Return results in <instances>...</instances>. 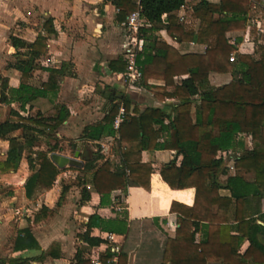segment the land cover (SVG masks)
<instances>
[{
  "label": "trees",
  "instance_id": "16d2710c",
  "mask_svg": "<svg viewBox=\"0 0 264 264\" xmlns=\"http://www.w3.org/2000/svg\"><path fill=\"white\" fill-rule=\"evenodd\" d=\"M251 0H200L189 10L181 22L179 14L186 0H106L117 9L119 24L140 11L144 25L138 30V38L144 47L137 53L138 67L142 72L139 87L151 89L150 79L165 82L156 94L160 99H176L174 114H166L162 109L148 108L137 114H130L131 102L123 98L113 104L105 121L87 129L81 140L100 141L103 136H120L119 152L121 163L114 167L105 160L101 149L85 162L83 167L68 168L79 171L84 177L97 171H111L125 177L130 185L150 188V177L155 169L142 163L145 150H174L182 156L157 168L162 180L173 190L195 189V201L191 207L174 202L171 212L177 214L180 225L173 238H167L159 253L158 264H264V227L256 222L254 202L261 199L264 187V43H259L256 25L250 26L257 49L253 55L237 52L235 62L231 55L237 51L228 43L230 33L239 38L247 30L249 15L256 16L264 9V0H255L257 7L253 12ZM253 12V13H252ZM199 28L196 31V23ZM46 34L55 32L52 20L44 24ZM166 31L176 42H195L207 46L203 54H181L162 41L157 33ZM11 46L16 50V60L8 68L16 69L21 76L19 88H10L7 79L0 75V102L11 105L20 103V110L39 98L46 97L48 91H56L58 81L55 75H63L61 70H47L50 77L41 88L29 84L32 72L39 69L37 63L47 53V37L39 35L30 43L17 36H10ZM240 41V39L238 40ZM24 51V52H22ZM20 57V58H19ZM126 63L119 69L125 73ZM230 74L232 80L224 86H213L210 74ZM188 75L187 79L175 84L174 79ZM125 116L117 131L113 121L120 108ZM195 109V119L192 110ZM69 117L63 106L55 117L23 116L11 110L6 122L0 124V140L8 139L10 148L4 161H0V174L17 172L23 154L28 157L32 175L25 183L27 199H37L44 191L51 189L62 170L51 161L49 154L58 151V146L46 151H33L35 143L47 131H55ZM166 119L169 120L165 124ZM160 125L153 132V126ZM189 134L183 138L182 130ZM22 131L23 142L10 135ZM170 132V140L163 144L157 142L162 132ZM253 136L255 147L251 152L244 150V136ZM48 136V135H47ZM239 153L233 170L223 168L224 153ZM35 154V158L31 155ZM105 160V161H104ZM254 168L255 181L249 183L241 175L245 168ZM221 175H227L226 184L220 182ZM85 188L89 183L78 177ZM64 188L62 197L65 194ZM228 189L230 196H222L220 191ZM49 209L42 207L36 216L39 221L48 215ZM259 215V214H258ZM259 218H264L260 216ZM99 228L103 232L127 236L128 214L123 213L117 221L102 220L98 214L90 216L86 232L80 236L88 245L100 246L104 240L91 237V231ZM201 237L198 238V234ZM128 237V236H127ZM245 241L250 243L244 254L240 249ZM39 244L30 230H24L15 240L14 251L38 249ZM53 253V252H52ZM49 253V254H52ZM103 259H105L103 257ZM35 259H12L8 264H32ZM0 264H5L1 262ZM75 264H91L83 261L78 252ZM119 264H129L128 252L122 248Z\"/></svg>",
  "mask_w": 264,
  "mask_h": 264
},
{
  "label": "crops",
  "instance_id": "0c3cea01",
  "mask_svg": "<svg viewBox=\"0 0 264 264\" xmlns=\"http://www.w3.org/2000/svg\"><path fill=\"white\" fill-rule=\"evenodd\" d=\"M199 1L186 0L179 14L181 22ZM250 2L254 12L257 2ZM260 7L264 9V4ZM117 14L118 9L106 0H0V75L8 80L9 87L19 88L22 76L16 69L7 67L16 60V50L9 41L12 35L30 43L40 34L48 39V51L37 62L40 68L32 72L29 80L31 86L41 88L47 83L50 70H61L63 74L55 75L58 81L56 91H48L46 97L37 99L22 111L20 103L6 105L0 102V124L8 120L12 109L26 117L41 114L46 118L55 117L61 106L67 109L69 117L66 121L55 131H47L46 135L41 136L32 147L33 151H46L57 145L58 151L53 153L72 156L73 145L81 144V150L86 149L91 158L100 148L105 160L117 167L121 163L119 135H106L100 141L81 140L87 129L105 121L113 104L127 98L131 102L130 114L133 116L137 114L134 109L142 113L148 108L174 114L177 100H163L156 95L159 88L165 87L163 80L150 79L148 84L151 89L140 88L138 83L124 80L119 69L125 63L128 31L123 23L119 24ZM249 19L247 30L240 36L242 38L233 33L228 35V43L234 42L238 53L245 55H253L257 49L250 26H257L259 43L264 42V12L253 17L250 14ZM48 20L53 22L54 33L46 34L44 30ZM198 28L199 22L196 23V31ZM157 35L181 54H203L207 50L204 44L178 43L166 31H160ZM188 77H177L175 84ZM209 78L213 86H224L232 80L230 74L212 73ZM192 118L195 119L194 108ZM168 123L166 119L165 124ZM160 128V125H154L153 132ZM181 133L186 138L189 131L184 129ZM10 137L23 142L21 130ZM169 140L170 132L164 130L157 142L163 144ZM254 147L253 136L245 134V152H251ZM9 148L8 139L0 140V161L6 159ZM30 154L29 150L24 152L17 172L0 174V261L5 264L12 259H35L32 264H75L78 252L85 262L90 261L91 257L106 258L111 248L107 236L113 233L92 229L91 237L104 240L100 246L94 247L80 238L87 230L90 216L95 213L105 221H117L123 213H127L128 237L114 235L125 246L129 264H158L165 240L173 238L180 226L177 214L171 212L172 204L177 202L191 207L195 201V189L173 190L158 173L159 166L174 159L179 165L183 159L176 155V151L169 149L142 152V163L150 164L155 169L150 177L149 189L130 185L125 177L115 175L114 169L100 170L94 176L90 174L84 177L77 170L65 168L51 189L44 191L37 199L29 200L24 186L32 175L28 161ZM31 156L35 158V154ZM222 156V167H229L231 173L235 172L232 168L234 160L240 159L241 155L230 152ZM240 173L247 182L254 183V168H245ZM79 176L89 180L86 194L82 193L85 186L79 181ZM226 180L227 175H221V184H226ZM64 188L66 191L60 202ZM220 194L228 197L230 191L222 189ZM42 207L49 209L48 215L35 221ZM253 209L258 212L257 224L264 227V218H259L264 215V187L261 199L254 202ZM146 223L151 226L148 229L150 233L143 232L142 226ZM26 229L31 231L39 248L15 252V240ZM200 237L201 233L198 234ZM260 239L264 243L263 235ZM249 246L250 243L245 241L240 254H244Z\"/></svg>",
  "mask_w": 264,
  "mask_h": 264
},
{
  "label": "built area",
  "instance_id": "2783aa9c",
  "mask_svg": "<svg viewBox=\"0 0 264 264\" xmlns=\"http://www.w3.org/2000/svg\"><path fill=\"white\" fill-rule=\"evenodd\" d=\"M144 25L141 19L140 11L132 13L127 21L123 23V26L128 31L126 53L124 60L126 63V70L123 74L124 80L129 83H139L142 79V72L138 67L137 63V53L141 51L144 47L143 40L139 39L137 34L138 30ZM264 43V42H263ZM231 45L235 46L234 42H230ZM238 52V51H237ZM236 52L231 55V61L235 62ZM125 116V109L120 108L119 113L116 115L113 121V128L117 131L122 124ZM222 185V184H221ZM107 241L111 244L109 255L103 260L99 257H91V264H119L120 256L122 252V244L117 241L114 234H108Z\"/></svg>",
  "mask_w": 264,
  "mask_h": 264
},
{
  "label": "water",
  "instance_id": "95a60500",
  "mask_svg": "<svg viewBox=\"0 0 264 264\" xmlns=\"http://www.w3.org/2000/svg\"><path fill=\"white\" fill-rule=\"evenodd\" d=\"M74 154L66 156L59 153H52L50 158L54 165L60 169L83 167L84 163L90 160V155L86 149H82L81 144L73 145Z\"/></svg>",
  "mask_w": 264,
  "mask_h": 264
},
{
  "label": "rangeland",
  "instance_id": "374dc122",
  "mask_svg": "<svg viewBox=\"0 0 264 264\" xmlns=\"http://www.w3.org/2000/svg\"><path fill=\"white\" fill-rule=\"evenodd\" d=\"M150 227H151L150 224L149 223H146L144 226H142L143 232L150 233L151 231L148 230Z\"/></svg>",
  "mask_w": 264,
  "mask_h": 264
}]
</instances>
